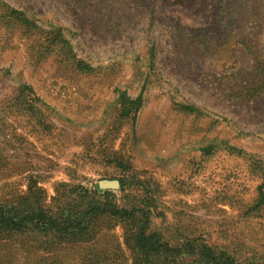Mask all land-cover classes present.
Here are the masks:
<instances>
[{
    "label": "rangeland",
    "instance_id": "374dc122",
    "mask_svg": "<svg viewBox=\"0 0 264 264\" xmlns=\"http://www.w3.org/2000/svg\"><path fill=\"white\" fill-rule=\"evenodd\" d=\"M83 190L264 264V0H0V202ZM135 224L0 233V264H142Z\"/></svg>",
    "mask_w": 264,
    "mask_h": 264
},
{
    "label": "trees",
    "instance_id": "16d2710c",
    "mask_svg": "<svg viewBox=\"0 0 264 264\" xmlns=\"http://www.w3.org/2000/svg\"><path fill=\"white\" fill-rule=\"evenodd\" d=\"M75 192V191H74ZM74 209L53 212L49 208L33 206L27 199L21 204L0 202V233H50L54 236H69L82 233L99 216H111L122 219L132 217L135 224V239L142 264H180V254L192 256L190 264H233L228 256L215 253L205 245L197 249L189 245H170L163 241L154 230H148L147 217L141 221L134 212V207L119 206L113 196L106 191L95 196V192H76ZM65 212V213H64Z\"/></svg>",
    "mask_w": 264,
    "mask_h": 264
},
{
    "label": "water",
    "instance_id": "95a60500",
    "mask_svg": "<svg viewBox=\"0 0 264 264\" xmlns=\"http://www.w3.org/2000/svg\"><path fill=\"white\" fill-rule=\"evenodd\" d=\"M113 183H103L102 185L104 186H109V185H112Z\"/></svg>",
    "mask_w": 264,
    "mask_h": 264
}]
</instances>
